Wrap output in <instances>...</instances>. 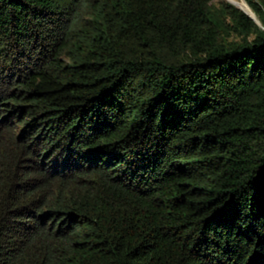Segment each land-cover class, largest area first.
<instances>
[{
	"label": "trees",
	"instance_id": "1",
	"mask_svg": "<svg viewBox=\"0 0 264 264\" xmlns=\"http://www.w3.org/2000/svg\"><path fill=\"white\" fill-rule=\"evenodd\" d=\"M212 1L0 0V264H264V0Z\"/></svg>",
	"mask_w": 264,
	"mask_h": 264
},
{
	"label": "bare ground",
	"instance_id": "2",
	"mask_svg": "<svg viewBox=\"0 0 264 264\" xmlns=\"http://www.w3.org/2000/svg\"><path fill=\"white\" fill-rule=\"evenodd\" d=\"M232 5H234L235 7H237L238 9H240L241 11H243L249 17H252V18L256 19V17L254 16V14L250 10V8L245 3L238 2V3H232Z\"/></svg>",
	"mask_w": 264,
	"mask_h": 264
},
{
	"label": "rangeland",
	"instance_id": "3",
	"mask_svg": "<svg viewBox=\"0 0 264 264\" xmlns=\"http://www.w3.org/2000/svg\"><path fill=\"white\" fill-rule=\"evenodd\" d=\"M238 2H242V3H245L244 2V0H213L212 1V4H213V6H215V7H219V5H221L222 3H228V4H230V5H232V3H238ZM246 4V3H245ZM232 6H234V5H232ZM235 7V6H234ZM235 8H237V7H235ZM238 9V8H237ZM240 10V9H239ZM241 11V10H240ZM243 12V11H242ZM236 39V38H235Z\"/></svg>",
	"mask_w": 264,
	"mask_h": 264
},
{
	"label": "water",
	"instance_id": "4",
	"mask_svg": "<svg viewBox=\"0 0 264 264\" xmlns=\"http://www.w3.org/2000/svg\"><path fill=\"white\" fill-rule=\"evenodd\" d=\"M258 26H260V24H259V22H258V20H256V19H254V18H252V17H250Z\"/></svg>",
	"mask_w": 264,
	"mask_h": 264
}]
</instances>
